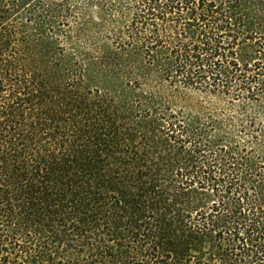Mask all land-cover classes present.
I'll list each match as a JSON object with an SVG mask.
<instances>
[{"label":"trees","instance_id":"trees-1","mask_svg":"<svg viewBox=\"0 0 264 264\" xmlns=\"http://www.w3.org/2000/svg\"><path fill=\"white\" fill-rule=\"evenodd\" d=\"M0 264H264V0H0Z\"/></svg>","mask_w":264,"mask_h":264}]
</instances>
